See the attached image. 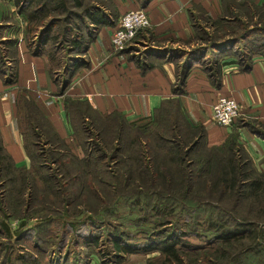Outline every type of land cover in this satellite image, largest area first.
Masks as SVG:
<instances>
[{
    "label": "trees",
    "instance_id": "16d2710c",
    "mask_svg": "<svg viewBox=\"0 0 264 264\" xmlns=\"http://www.w3.org/2000/svg\"><path fill=\"white\" fill-rule=\"evenodd\" d=\"M137 1L143 7L151 2V0ZM226 3L228 6L226 16L212 19L209 21L210 24L217 27L223 23L236 21L234 16L238 15L236 13L240 9L241 15L255 21L259 25L257 31L264 33V3L258 4L253 0H226ZM13 4L17 6V13L25 21L23 41L34 55L46 56L49 75L58 86V95L65 94L66 88L70 85L77 70L87 64L84 57L96 37L98 29L105 25H116L120 15L114 0H13ZM53 12L62 13L63 16L54 15ZM6 17L5 12L0 13V27L7 26ZM59 23H63L64 26H62L61 32H55ZM238 40L237 37L232 38L231 46H234ZM212 42L214 41L212 40ZM5 43L16 47L14 49L15 56L12 58L16 63L19 43L17 44L16 40L11 39ZM227 43L229 44V40H223L216 44L221 46ZM216 44L212 43L209 46L217 47ZM257 46H259L257 49L249 52V56H245L243 53L235 54L243 70L250 68L255 55L264 56V50L260 49L264 48L263 44L257 43ZM207 50V46L198 47L190 54L199 53L200 57H203ZM194 62L197 60L194 59ZM189 63L191 61H185L177 75V86L174 88L177 93H180L186 84L191 67ZM220 66L218 61L214 70L208 71L209 74L220 78ZM13 70V73H6L8 78L14 82L17 76V64L13 66ZM4 73L5 71H0L1 75ZM64 106L72 124V146L57 134L53 133L54 139L48 137L51 127L33 99L22 97L19 102L20 127L31 166L28 169L16 168L11 157L5 154L0 146V177L5 178L1 180L0 185L4 181L8 186L10 182L11 186L8 187L9 189L7 188V191L11 194V199L16 205L25 206V210H22L21 222L15 230L11 229L8 222L7 211H2L0 208V229L5 237L19 234L28 228L27 224L33 219L30 212L32 203L28 208L25 203L27 198L24 199V195L28 193V198H31L32 189H39V184L46 192L43 194L55 197L61 196V187L66 188V184L70 181H88L91 189H93L92 185L96 183H106L102 178L107 176L109 174L107 171L113 167L112 165L110 167L107 162L108 154L102 149V146L94 149L90 147L89 151L85 150V142L78 141L81 124L82 130L87 134L89 126L105 128L113 133L112 137L114 136L118 145L109 158L119 165L115 173L109 176L112 183L114 182L113 185L123 187L124 183L132 179L136 184L137 191L131 198H136L138 204L143 200L155 198L152 209H155L158 215L173 214L177 209L174 206L176 204L177 207L187 212L193 211L192 208H199V203L192 201L189 195L194 191V180L201 176L207 183L211 182L213 190L217 189L224 197L232 194L243 198L253 196L264 206V171L258 172L255 169L238 133L230 134L222 144L210 146L204 126H192L179 102L165 100L157 108L150 119V122L153 121V124H157V128L155 127L153 130L140 124L146 118L129 122L120 112L101 114L84 100L65 97ZM169 107L174 111L176 119L174 122L171 121L168 127L169 131L165 132L158 126H160V120H164V113ZM90 118L91 121L87 127L85 126L86 121ZM251 127L255 133L264 137V124L258 123ZM170 132L173 133L172 136L166 134ZM31 135L36 140H41L50 146L44 154H38V157H43L46 162H38L37 158L28 151ZM97 136L101 141L105 138L101 132ZM128 138H131V143L126 145ZM76 148L82 149L84 154H79ZM159 151L163 152V155L160 159L162 163L158 164L154 157H158ZM195 155L196 157H194ZM221 155L224 157L218 158ZM48 160L59 165L56 171L62 178L67 175L69 179L67 182L63 184L58 175L51 173V166H47ZM15 172L20 175L17 177L18 179L12 176ZM159 178L162 180L158 181ZM175 180L176 182H174ZM38 182L39 184H37ZM55 187H58V190ZM69 189L65 195L62 194V203H65L66 208L64 214H67L68 217L61 218V221L65 219V222L63 221L61 224H66L74 232L85 228L82 226L87 225L88 221L94 224L95 218L83 217V211H70V206L76 199L70 195ZM0 194L1 197H4L3 192ZM1 200L0 203H2ZM223 208L218 207L217 209L223 213L228 210V208ZM53 210L55 211V208ZM261 211L264 210L261 209ZM217 218L208 225L206 230L212 232L213 235L203 246H193L184 240V237L189 233L185 230L171 231V228L167 226L170 223L169 220H165L156 230L147 232L142 242L132 241V237L120 229L113 230L109 240H111L114 254L118 257H122L123 253L158 251L166 255L165 264H186L181 250L189 245L188 251H195L196 254L193 256V261H189L191 264H264V221L260 223L244 221L236 216H231L230 220L221 216H217ZM50 222L59 223L56 216H52L50 213L41 214L33 229H38L39 224ZM92 236V243L98 244L101 235L97 233ZM225 244H231V249L228 250ZM212 246L213 248H211ZM207 247L211 248V251ZM93 253L98 254L102 263L110 264L107 257L100 256L101 253ZM198 254L199 256H197ZM90 256L87 264L91 262Z\"/></svg>",
    "mask_w": 264,
    "mask_h": 264
},
{
    "label": "crops",
    "instance_id": "0c3cea01",
    "mask_svg": "<svg viewBox=\"0 0 264 264\" xmlns=\"http://www.w3.org/2000/svg\"><path fill=\"white\" fill-rule=\"evenodd\" d=\"M114 2L119 19L127 11L141 8L148 13L151 26L119 50L111 43L118 22L101 26L84 57L87 64L77 70L64 95L57 94L46 56L31 53L20 38L16 80L13 82L6 72L0 74V146L15 167L31 166L19 120L22 97L33 99L51 133L71 146L73 129L65 97L84 100L101 114L120 112L129 122L150 119L165 100H174L180 103L192 126H204L210 146L222 144L236 132L254 162L261 165L264 137L251 126L264 124V56L255 55L250 68L243 70L235 54L221 53V74L215 78L208 73L211 67L202 66L200 61L171 55L182 48L193 51L200 40L199 31L205 30L210 20L226 16V0H151L146 7L137 0ZM16 17L24 21L18 13ZM185 61H191V67L183 90L177 93V75ZM220 96L232 97L241 106V116L231 126L212 120V106Z\"/></svg>",
    "mask_w": 264,
    "mask_h": 264
},
{
    "label": "rangeland",
    "instance_id": "374dc122",
    "mask_svg": "<svg viewBox=\"0 0 264 264\" xmlns=\"http://www.w3.org/2000/svg\"><path fill=\"white\" fill-rule=\"evenodd\" d=\"M6 1L7 0L0 1L2 2L0 3V13L5 12L8 20V23H6L7 26L0 27V71L13 73V66H15L16 63L12 58L15 56L14 49L16 47L5 42L11 39L16 40L18 44L20 38L24 37L22 32L25 22L16 19L18 8L13 4V0ZM5 2L7 3L6 5ZM12 8H15L14 12H12ZM237 12L238 13L236 14L238 15L234 16L236 21H231V23L227 24L223 23L217 27L213 24L207 23V25H205V30L202 29L203 31H199L200 40L197 41L198 44L195 45L194 50L198 49V47L207 46L208 50L203 57H200L199 53L190 55L191 51L187 48L171 52V55H173V57L177 56V58L185 56L189 57L191 60L195 59L200 61L202 66L207 68L211 67L209 69L211 71L212 69L214 70L217 59L221 53L236 55L243 53L245 56H249L250 51L259 47L257 46V43H261L264 46V33H260L262 31H257L259 25L251 20V18H248L243 14L241 15L242 11L240 9L237 10ZM53 14L63 16L62 13L59 14L53 12ZM62 26H64V24L59 23L55 32H61ZM234 37H237L239 40L234 46H231L230 40ZM212 40L214 42H212ZM223 40H229L230 45L227 43L225 45L217 46L216 43ZM212 43H215L217 47H210L209 45ZM260 49L264 50V48ZM214 72L217 73V71ZM173 112L174 111L171 110V107H169L164 113V120H160V126H158L161 130L165 132L169 131L168 127L171 121L174 122L176 119ZM150 119L142 120L140 124L142 126H148L153 130L155 127L157 128V124H153V121L150 122ZM90 121L91 118L86 121L85 126L88 127ZM150 123L153 124V126H151ZM89 127L90 129H88L87 134L86 131L84 132L82 130V124L80 125V137H78V141L81 142L83 140V143L85 142V150L87 151L90 150V147L94 149L95 147L102 146V149L107 152V162L110 164V167L111 165L113 167L107 171L109 174L102 178L106 183H96L92 185L93 189H91L88 181H70L66 184V188L61 187L60 193L65 195L66 191L70 188V195L76 199L73 205L70 206V211H83V217L95 218L93 222L94 224L88 221L87 225L82 226L85 228L74 232L71 231L66 224L62 225L61 223L65 219L61 221V218L68 217L67 214H64L66 208L65 203H62L63 195L61 194V196L51 197L43 194L45 190L42 189L38 182L37 184H39L40 187L39 189H32L31 198H28V193L24 195V199L27 198L25 203H27L28 208H30L29 205L32 203L30 212L32 213L33 219L27 224L28 228L11 237H5L2 229H0V264H87L88 258L93 252L101 253L100 256L103 255L104 257H107L110 264H165L164 260H167L166 255L158 251L150 253L144 251L138 253H123L122 257H118V255L116 256L113 252L111 240H109L111 239V232L115 229H120L127 232L129 236L132 237V241L142 242L147 232L156 230L165 220H169L170 223H168L167 226L171 228V231L185 230L189 233L184 237V240H187V242L193 246H203L208 243L210 236L213 235L212 232H208L206 229L212 220L215 221L218 219L217 216H221L226 220H230L231 216H236L244 221L248 220L258 223L264 221V211H261V209L264 210V206L261 202L255 199V197L250 196L243 198L236 196V194L224 197L220 195L217 189L213 190L212 183H207L203 176L194 180V191L189 195L192 201L199 203V208H192L193 211L187 212L177 207L178 205L176 204L174 206H176L177 209H175L173 214L164 216L158 215L157 211L152 209L155 198L147 199V201L143 200L140 204L137 203L136 198H131V196L137 191L135 189L136 184L132 179L124 184L122 183L123 187L113 185L114 182L112 183V179L109 176H112V174L115 173L117 168H119V165L112 162L109 156L112 155V152L117 148L118 143L114 136L112 137L113 133H111V131H108L105 128L101 129L100 127ZM100 132L108 140H105V138L103 139L104 141H101L100 138L98 139L97 134ZM166 134L170 136L173 135L171 132ZM49 136L54 139L53 133H48V137ZM127 140L128 143H126V145L131 143V138H128ZM28 146V151L37 158L38 162L45 161L43 160V157H38V154H44L45 151L49 150V145L41 140H36V138L31 135ZM244 149L248 153L245 146ZM76 150L79 154H84L82 149L76 148ZM162 155L163 152L159 151L158 157H154L156 163H162L160 160L162 159ZM194 157H196V155ZM223 157L224 155H221L218 158L222 159ZM250 158L252 159L251 156ZM147 159L149 158L147 157ZM49 160L47 161V166H51V173L58 175L63 184L64 182H67L69 179L67 175H65V172V177L62 178L61 175H59V172L56 171V168H59V165L57 163L53 164ZM252 162L258 172L264 171V161L259 166L253 159ZM12 176L18 179L17 177L20 175L18 172H15ZM4 179V177H0V180ZM161 180L162 178L158 179V181ZM174 182H176V180ZM139 183H141V181H139ZM9 186H11V183L9 182L7 186L4 181L3 184L0 185V193H4V197H1L0 194V199H2L0 208L2 211H7L8 222L11 229L15 230L21 222V217L23 216L22 210H25V206L20 207L19 205H16L13 199H11V194L7 191ZM55 188L58 190V187ZM218 207H225L228 208V210L223 213L217 209ZM53 208H55V211ZM231 210H233V212H231ZM45 213H50L52 216H56L59 223L50 222L39 224L40 227L34 230L33 227L37 223L38 217ZM229 214L231 215L230 217L228 216ZM97 233L101 235V238L98 244H93L92 235ZM225 247L230 250L231 244L226 245ZM211 248H213V246ZM211 248L207 247L210 251ZM188 250L189 245L181 250V254L184 256L186 264H191L189 261H193V256H196V254L195 251L189 252ZM197 256H199V254ZM90 260V264H104L96 253L91 254Z\"/></svg>",
    "mask_w": 264,
    "mask_h": 264
},
{
    "label": "built area",
    "instance_id": "2783aa9c",
    "mask_svg": "<svg viewBox=\"0 0 264 264\" xmlns=\"http://www.w3.org/2000/svg\"><path fill=\"white\" fill-rule=\"evenodd\" d=\"M151 26V20L144 9L129 10L124 13L112 31L111 43L119 50L132 43L138 33ZM212 120L221 126L233 125L241 116V106L236 99L220 96L212 106Z\"/></svg>",
    "mask_w": 264,
    "mask_h": 264
}]
</instances>
